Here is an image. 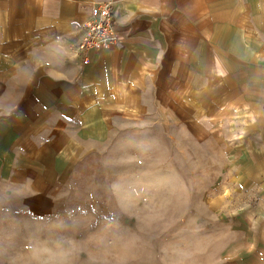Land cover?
<instances>
[{"label": "rangeland", "instance_id": "rangeland-1", "mask_svg": "<svg viewBox=\"0 0 264 264\" xmlns=\"http://www.w3.org/2000/svg\"><path fill=\"white\" fill-rule=\"evenodd\" d=\"M193 83L61 134L2 124L0 264H264V89Z\"/></svg>", "mask_w": 264, "mask_h": 264}, {"label": "crops", "instance_id": "crops-1", "mask_svg": "<svg viewBox=\"0 0 264 264\" xmlns=\"http://www.w3.org/2000/svg\"><path fill=\"white\" fill-rule=\"evenodd\" d=\"M96 1L0 0V126L105 118L138 105L141 82L175 96L193 82L264 89V0H110L116 43L81 53Z\"/></svg>", "mask_w": 264, "mask_h": 264}, {"label": "built area", "instance_id": "built-area-1", "mask_svg": "<svg viewBox=\"0 0 264 264\" xmlns=\"http://www.w3.org/2000/svg\"><path fill=\"white\" fill-rule=\"evenodd\" d=\"M84 26L85 34L77 46L79 52L110 49L118 38L113 2L110 0L96 1ZM84 61H88L87 57Z\"/></svg>", "mask_w": 264, "mask_h": 264}]
</instances>
